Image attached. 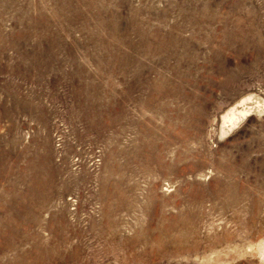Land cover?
Returning <instances> with one entry per match:
<instances>
[{"label": "rangeland", "instance_id": "obj_1", "mask_svg": "<svg viewBox=\"0 0 264 264\" xmlns=\"http://www.w3.org/2000/svg\"><path fill=\"white\" fill-rule=\"evenodd\" d=\"M262 242L264 0H0V264H262Z\"/></svg>", "mask_w": 264, "mask_h": 264}, {"label": "bare ground", "instance_id": "obj_2", "mask_svg": "<svg viewBox=\"0 0 264 264\" xmlns=\"http://www.w3.org/2000/svg\"><path fill=\"white\" fill-rule=\"evenodd\" d=\"M243 97L239 99V101L237 102L238 104H236V106L231 105L230 108L222 115V126L221 127L223 130H226L227 128L234 126V124H237V122L240 121V119H242L244 115H246L247 113L251 111V108L253 106L251 107L248 104L249 103L248 100H250V97H244V98ZM258 252H259L258 253L259 260L261 261L262 264H264L263 242L262 244L258 246Z\"/></svg>", "mask_w": 264, "mask_h": 264}]
</instances>
